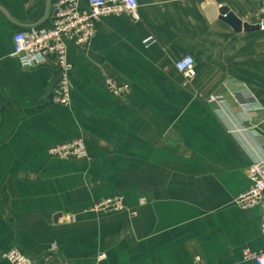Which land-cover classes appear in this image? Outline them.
I'll return each instance as SVG.
<instances>
[{
  "label": "crops",
  "instance_id": "1",
  "mask_svg": "<svg viewBox=\"0 0 264 264\" xmlns=\"http://www.w3.org/2000/svg\"><path fill=\"white\" fill-rule=\"evenodd\" d=\"M138 3L139 22L104 17L89 47L69 46L66 108L51 102L53 58L22 68L11 56L16 33L50 26L53 0H0V264L13 249L37 264H255L243 253L264 251L260 210L237 205L264 155V31L209 18L228 7L258 26L259 4ZM186 55L192 82L176 68ZM110 78L129 91L114 96ZM248 96L261 110L244 114ZM78 139L89 158L49 154ZM112 197L124 212L92 210Z\"/></svg>",
  "mask_w": 264,
  "mask_h": 264
},
{
  "label": "built area",
  "instance_id": "2",
  "mask_svg": "<svg viewBox=\"0 0 264 264\" xmlns=\"http://www.w3.org/2000/svg\"><path fill=\"white\" fill-rule=\"evenodd\" d=\"M260 6L261 14L258 18V26L264 31V0H254ZM138 0H53V17L50 26L41 30H29L18 32L13 37L12 57L16 58L22 68H32L46 64L53 58L56 62L59 79L51 102L55 105L69 108L71 104L72 64L68 59V48H87L97 33L98 24L107 16L129 15L135 22L140 21ZM154 36L148 37L144 44L146 47L155 45ZM195 59L186 55L176 63V68L187 82H192L196 75ZM107 87L114 96H121L129 91L128 84L119 85L113 79L106 81ZM254 108H248L247 102H237L243 107L244 114L253 110H261L258 102L252 97ZM209 103L216 105L222 111L224 100L212 97ZM49 154L61 160H83L89 158V152L81 139L55 146L49 150ZM252 187L249 192L237 198V205L245 210L259 209L261 214V233L264 238V155L258 157L247 171ZM125 200L122 197H112L97 202L92 210L98 213L124 212ZM244 258L255 264H264V251L254 253L246 250ZM105 256H101V260ZM3 259L9 264H37L22 250L13 249L3 255Z\"/></svg>",
  "mask_w": 264,
  "mask_h": 264
},
{
  "label": "water",
  "instance_id": "3",
  "mask_svg": "<svg viewBox=\"0 0 264 264\" xmlns=\"http://www.w3.org/2000/svg\"><path fill=\"white\" fill-rule=\"evenodd\" d=\"M210 12L212 13L210 15V20L214 21V20H219L223 23H225L226 25H228L230 28L233 29V31L235 33H250V32H256V31H260V27L259 26H252L247 24L246 22H242L233 12H231V10L228 7H220V8H214L212 6H210ZM59 79V74L57 75V79L56 82H58ZM56 85V83L54 84V86ZM61 217V214H58L55 217L54 221H57L59 218Z\"/></svg>",
  "mask_w": 264,
  "mask_h": 264
}]
</instances>
